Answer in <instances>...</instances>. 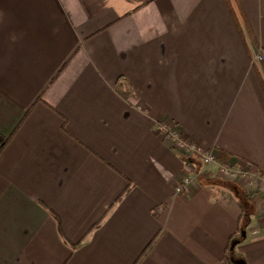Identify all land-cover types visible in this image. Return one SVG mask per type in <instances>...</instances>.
Wrapping results in <instances>:
<instances>
[{
    "label": "crops",
    "instance_id": "0c3cea01",
    "mask_svg": "<svg viewBox=\"0 0 264 264\" xmlns=\"http://www.w3.org/2000/svg\"><path fill=\"white\" fill-rule=\"evenodd\" d=\"M238 2L242 33L226 0H0V264H230L245 223L264 264V178L193 158L176 195L187 171L156 129L264 173V0Z\"/></svg>",
    "mask_w": 264,
    "mask_h": 264
},
{
    "label": "built area",
    "instance_id": "2783aa9c",
    "mask_svg": "<svg viewBox=\"0 0 264 264\" xmlns=\"http://www.w3.org/2000/svg\"><path fill=\"white\" fill-rule=\"evenodd\" d=\"M254 60L257 63L263 62L264 58L260 50H258ZM156 129L163 136L164 140L170 143L171 147L174 146L175 149H177L179 154L185 156L186 158H192L193 156H197L204 167H210L212 165H215L217 177L223 181H238L237 179L248 178L256 182L259 177L258 175H251L248 169L242 170L230 164H219L217 162L218 158L215 156L213 151H204L201 150L198 146L189 143L186 139L182 137V135L178 131L171 128L167 124L158 123ZM185 168L187 171L186 174L175 187L176 195H181L187 192L193 182V172L195 169L193 164L189 163L185 165ZM260 184L263 188L261 190L262 193H259V195H262L261 201L263 203L264 208V181L261 180ZM257 192H259V190H257ZM258 233L259 231L257 230L253 233V235H257Z\"/></svg>",
    "mask_w": 264,
    "mask_h": 264
},
{
    "label": "trees",
    "instance_id": "16d2710c",
    "mask_svg": "<svg viewBox=\"0 0 264 264\" xmlns=\"http://www.w3.org/2000/svg\"><path fill=\"white\" fill-rule=\"evenodd\" d=\"M227 4H228V7L230 9V12L232 14V17L234 19V22L236 24V27L238 28V30L240 31V33H242L241 31V25L240 23L238 22V19H237V14L236 13H239L241 15V17L243 16V13L241 11V6L238 2V0H226ZM236 6L237 9L234 8L233 4ZM256 43V42H255ZM254 66V71H255V75H256V78L258 80V83L262 89V91L264 92V65L262 63V72L258 70V66ZM122 77H118L117 79V82L115 84V90L116 92L124 99L127 101V103L130 105V106H135L136 103H135V97L134 95H132L130 93V91L128 89L125 88V85H123L122 83ZM28 112L25 113L23 119L27 116ZM64 128V127H63ZM185 139V138H184ZM8 138H0V152L1 150L3 149L5 143L7 142ZM170 149L172 150H175V147L173 146L172 148L170 147ZM178 157L180 159V161L183 163V165H187L189 163H191V161H193L192 159L193 158H198L197 156H193L192 158H186L185 156L181 155V154H178ZM231 154L228 153V152H225V151H221V155L220 157L217 159V162L219 164H222V165H227L229 160L231 159ZM257 175L259 177H262L264 178V173L261 172L260 170H258L257 172ZM226 184H229L230 183H226ZM129 190V187L126 188V190L124 192H127ZM123 192V194H124ZM121 197V196H120ZM119 199H117L118 201ZM116 201V202H117ZM40 204L47 208L43 203L40 202ZM112 206V205H111ZM111 206H109L107 209H106V213L109 212V210L111 209ZM48 209V208H47ZM48 211H50V209H48ZM50 214L52 215V217H54L55 221H56V224H57V229H58V232L62 235V230H61V226H60V220H59V217L50 212ZM245 213L242 214V218L245 217ZM242 225H240V227L237 229V231L235 233H233L231 236H229L228 238V241H227V245L225 247V256H226V259L227 261L230 263V264H246V261L244 260L243 258V255L242 253L240 252V250L238 249L239 245L244 241V238L242 236V232L245 231V229L247 228L248 224H244L242 227ZM63 238V237H62ZM64 240H65V237H64ZM155 240V239H154ZM154 240L150 243V245L146 248L145 252L142 254L141 257H143V255L151 248ZM72 248H75L77 245H70ZM140 257V258H141Z\"/></svg>",
    "mask_w": 264,
    "mask_h": 264
},
{
    "label": "rangeland",
    "instance_id": "374dc122",
    "mask_svg": "<svg viewBox=\"0 0 264 264\" xmlns=\"http://www.w3.org/2000/svg\"><path fill=\"white\" fill-rule=\"evenodd\" d=\"M256 50V49H255ZM257 52L258 51H255L254 52V57H253V59H252V65H258V64H260V63H257L255 60H254V58H255V56H256V54H257ZM213 166V165H212ZM213 169V167H210L209 169ZM237 168H240V167H237ZM206 169H208L207 167H206ZM240 169H242V170H247V169H245V168H240ZM237 180H240V181H243L244 179H237ZM249 181L250 179H245V181ZM234 181H236V180H234ZM257 191V190H256ZM253 193V192H252Z\"/></svg>",
    "mask_w": 264,
    "mask_h": 264
}]
</instances>
